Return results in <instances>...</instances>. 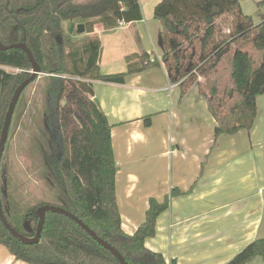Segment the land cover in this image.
I'll return each instance as SVG.
<instances>
[{
    "label": "trees",
    "instance_id": "1",
    "mask_svg": "<svg viewBox=\"0 0 264 264\" xmlns=\"http://www.w3.org/2000/svg\"><path fill=\"white\" fill-rule=\"evenodd\" d=\"M155 17L162 27V62L171 82L179 85L181 98L198 86L216 121L215 136L250 131L257 116V96L264 94V18L255 21L243 11L240 0H163ZM142 18L139 0H0V40L5 45L25 43L49 79L44 118L53 130L44 161L58 188L56 205L115 246L127 264H177L175 259L167 262L145 241L155 234L157 218L169 207L171 196L181 192L173 188L162 200L150 197L143 222L133 233L123 229L112 125L93 98L94 80L124 83L127 75L160 64L143 51L126 57L124 72L106 74L100 69L103 46L95 25L102 23L105 30H112ZM64 21L83 24L84 35L74 38L66 33ZM31 70L26 51L0 49V135L10 100ZM146 123L151 124L150 117ZM1 166L2 159L0 175ZM2 188L7 220L24 236L35 238L39 208L47 203L21 208ZM0 244L28 264H122L78 222L51 211L41 236L29 243L15 237L0 219ZM258 255L264 257V237L225 264H246Z\"/></svg>",
    "mask_w": 264,
    "mask_h": 264
},
{
    "label": "crops",
    "instance_id": "2",
    "mask_svg": "<svg viewBox=\"0 0 264 264\" xmlns=\"http://www.w3.org/2000/svg\"><path fill=\"white\" fill-rule=\"evenodd\" d=\"M162 1L139 0L143 18L122 22L115 29L95 25L103 46V73L126 71V57L132 53L146 51L160 61L127 75L124 83L92 82L93 98L112 125L122 227L133 233L145 219L150 197L162 200L178 188L181 193L171 196L146 246L162 252L167 262L225 264L264 237V94L257 96L250 131L215 136L216 121L206 97L193 85L181 98L179 85L171 82L162 62V27L155 17ZM240 1L255 21L264 18V0ZM118 32L123 38L110 42L117 61L112 59L104 69V36ZM147 116H154L150 126L145 125ZM156 125L161 131L155 136ZM1 245L0 264H28ZM246 264H264V257L258 255Z\"/></svg>",
    "mask_w": 264,
    "mask_h": 264
},
{
    "label": "rangeland",
    "instance_id": "3",
    "mask_svg": "<svg viewBox=\"0 0 264 264\" xmlns=\"http://www.w3.org/2000/svg\"><path fill=\"white\" fill-rule=\"evenodd\" d=\"M79 25L81 24L78 21L63 22L66 33L74 38H79L85 33V31L79 33ZM120 34L121 32L104 36L107 50L104 69H108L107 64L111 63L112 59L114 62L117 61L115 45L110 42L115 38L121 40L123 37ZM5 69L17 71L9 67ZM48 87L49 79L45 74H41L22 92L13 114L2 156L0 186L3 187L4 195L10 194L20 207L25 209L41 202L53 205L59 203L58 188L51 182L44 161V151L49 148L50 132L53 130L44 118L47 110ZM148 118L145 117L144 121L145 125L150 126L151 124L146 123ZM158 130L159 126L156 125L153 130L155 136L161 131ZM28 227H31L29 222ZM1 247L9 252L5 246L1 245Z\"/></svg>",
    "mask_w": 264,
    "mask_h": 264
},
{
    "label": "water",
    "instance_id": "4",
    "mask_svg": "<svg viewBox=\"0 0 264 264\" xmlns=\"http://www.w3.org/2000/svg\"><path fill=\"white\" fill-rule=\"evenodd\" d=\"M78 30L80 33L84 32L85 26L83 24L79 25ZM9 48H21L24 51H26V53L29 56L30 61L32 62V70H31V76L29 78H27L26 80H24L18 86V88L16 89L14 96L10 102V105H9V108H8V111L6 114L3 130H2V135L0 138V162H1L4 150H5V147H6V142L8 140L9 129H10V126L12 123V118H13V114H14L17 102H18L22 92L25 90V88L31 82L36 80V78H38L41 74H43L41 65L35 59L32 51L29 49V47L25 43L18 42V43H13L11 45H5L0 40V49L1 50H6ZM48 211L65 214V215L69 216L70 218H72L73 220H75L76 222H78L94 239H96L99 243H101L108 250H110L115 256H117V258L122 262V264H127L124 256L121 254V252L115 246H113L112 244H110L109 242H107L106 240L101 238L91 227H89V225H87L85 222H83V220H81L74 213H72L71 211H69L66 208L59 206V205H53V204L42 205L39 208L40 220H39L38 227H37L36 237L35 238H28V237L24 236L22 233H20L18 230H16L7 220V218L4 214V210H3V206H2V200H1V194H0V219L5 224V226L8 229H10L12 234L15 237L19 238L24 243L33 242L41 236V233H42L43 227H44V223L46 220V214Z\"/></svg>",
    "mask_w": 264,
    "mask_h": 264
},
{
    "label": "built area",
    "instance_id": "5",
    "mask_svg": "<svg viewBox=\"0 0 264 264\" xmlns=\"http://www.w3.org/2000/svg\"><path fill=\"white\" fill-rule=\"evenodd\" d=\"M151 60H154V58L152 57Z\"/></svg>",
    "mask_w": 264,
    "mask_h": 264
}]
</instances>
